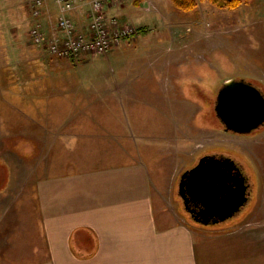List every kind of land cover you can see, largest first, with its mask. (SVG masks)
Masks as SVG:
<instances>
[{"label": "crops", "instance_id": "0c3cea01", "mask_svg": "<svg viewBox=\"0 0 264 264\" xmlns=\"http://www.w3.org/2000/svg\"><path fill=\"white\" fill-rule=\"evenodd\" d=\"M28 1L30 27L40 23L56 32L55 3L34 17ZM73 19L87 29L89 7L82 4ZM12 27L15 35L1 31L19 53L30 52L34 67L25 70L28 84H6L0 74V140H7L4 150L37 156V163L20 167L27 172L21 180L8 176L0 185V191L23 189L0 196V264H264V243L254 237L262 231L231 230L192 242L172 186L155 183L134 149H125L124 135L103 131L106 102L94 103L86 80L67 67L82 55L53 56L32 42L30 31ZM3 39L0 57L9 42ZM78 79L86 90L79 95Z\"/></svg>", "mask_w": 264, "mask_h": 264}, {"label": "rangeland", "instance_id": "374dc122", "mask_svg": "<svg viewBox=\"0 0 264 264\" xmlns=\"http://www.w3.org/2000/svg\"><path fill=\"white\" fill-rule=\"evenodd\" d=\"M23 1L0 0V43L3 36L9 39L0 57L6 84H28L25 70L34 67L29 63L30 52L19 53L8 35L16 34L13 25L23 35L30 31L29 10ZM108 13L146 32H140L135 41L124 39L107 54L82 55L75 66L67 65L77 68L78 78L86 80L94 103L106 102L103 131L124 135L125 149H134V158L146 165L155 183L172 186L174 207L193 230L189 231L192 242L231 230L263 233L264 125L246 134L226 132L215 104L220 88L232 78L245 79L264 91V0H241L233 8L199 0L190 11L177 9L172 0H124L108 8ZM3 29L9 32L5 35ZM79 79L78 95L86 91ZM6 141L0 140V185L8 176V180H21L27 172L20 167L37 163V156L4 150ZM205 154L235 160L248 178L250 192L237 213L209 225L186 213L179 194L182 173ZM5 188L0 191L2 197L23 191ZM261 235H254L258 245L264 243ZM41 253V259L48 258L47 252Z\"/></svg>", "mask_w": 264, "mask_h": 264}, {"label": "water", "instance_id": "95a60500", "mask_svg": "<svg viewBox=\"0 0 264 264\" xmlns=\"http://www.w3.org/2000/svg\"><path fill=\"white\" fill-rule=\"evenodd\" d=\"M215 111L226 132L250 133L264 125V91L245 79H229L218 92ZM248 189L246 175L225 155L202 156L182 173L179 182L186 207L190 200L201 206L190 213L204 225L225 221L237 213L249 200Z\"/></svg>", "mask_w": 264, "mask_h": 264}, {"label": "built area", "instance_id": "2783aa9c", "mask_svg": "<svg viewBox=\"0 0 264 264\" xmlns=\"http://www.w3.org/2000/svg\"><path fill=\"white\" fill-rule=\"evenodd\" d=\"M53 1L58 8L56 32L48 34L40 23H35L30 35L32 41L56 57H78L83 54H106L122 40L134 38L138 28L132 23L120 22L108 8L124 0H33L32 14L39 17L44 6ZM86 4L90 22L87 29L79 28L73 13Z\"/></svg>", "mask_w": 264, "mask_h": 264}, {"label": "trees", "instance_id": "16d2710c", "mask_svg": "<svg viewBox=\"0 0 264 264\" xmlns=\"http://www.w3.org/2000/svg\"><path fill=\"white\" fill-rule=\"evenodd\" d=\"M219 7H236L241 0H210ZM174 6L182 11H190L198 6L199 0H172ZM140 32H146V29L140 28Z\"/></svg>", "mask_w": 264, "mask_h": 264}, {"label": "flooded vegetation", "instance_id": "af4514ba", "mask_svg": "<svg viewBox=\"0 0 264 264\" xmlns=\"http://www.w3.org/2000/svg\"><path fill=\"white\" fill-rule=\"evenodd\" d=\"M239 166V165H238ZM240 167V166H239ZM241 168V167H240ZM242 170V169H241ZM248 179V178H247ZM180 197L182 198V201H183V203H184V205H185V201H184V198L180 195ZM188 197V199H189V195L187 196ZM185 207H186V205H185ZM201 208V206L199 205V204H196V203H194V202H192L191 200L190 201H188V203H187V207H186V209H187V211L190 213V209H196V210H199Z\"/></svg>", "mask_w": 264, "mask_h": 264}]
</instances>
